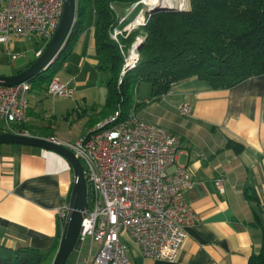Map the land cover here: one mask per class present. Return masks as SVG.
Instances as JSON below:
<instances>
[{"label":"crops","instance_id":"0c3cea01","mask_svg":"<svg viewBox=\"0 0 264 264\" xmlns=\"http://www.w3.org/2000/svg\"><path fill=\"white\" fill-rule=\"evenodd\" d=\"M115 11L126 19L131 9L115 7ZM95 20V14L88 12L82 27L72 32L60 64L70 76L65 84L76 86L80 95L74 99L76 104L58 105L46 95V84L32 87L29 122L23 126L31 136L73 142L110 114L105 109L109 65L95 49ZM101 72L108 75L106 92L102 101L99 95L95 99V92L90 99L88 91L97 89ZM183 105L190 107L189 116L181 114ZM129 110L179 137L176 163L193 181L184 198L198 217L186 228L187 237L171 262L144 258L123 233L131 263L247 264L259 253L264 233V74L223 90L191 77L159 99L141 82ZM70 115H76L83 126L81 134L68 141L60 122ZM218 179L222 191L216 187ZM73 181L70 164L53 151L0 145V243L32 248L53 260L64 225L57 210L69 202ZM98 248L89 240L78 241L66 264H86Z\"/></svg>","mask_w":264,"mask_h":264},{"label":"built area","instance_id":"2783aa9c","mask_svg":"<svg viewBox=\"0 0 264 264\" xmlns=\"http://www.w3.org/2000/svg\"><path fill=\"white\" fill-rule=\"evenodd\" d=\"M62 12L63 0H0V45L27 39L48 43ZM119 34L121 31H115L112 38L116 40ZM136 42L130 52L135 51ZM42 51L43 48L35 51V57ZM130 52L119 82L138 63L139 53L129 60ZM18 57L13 55L12 60ZM31 90L30 81L0 86V133L31 136L23 128L29 122ZM45 91L49 97L74 95V89L55 76L46 84ZM180 112L189 116L190 107L183 105ZM47 139L70 150L83 167L88 207L78 241L89 240L99 246L86 264H132L121 239L123 233L139 247L144 258L175 260L187 237L186 228L198 222L184 198L193 181L187 170L176 163L180 150L177 135L138 118L133 110L124 115L117 106L73 142ZM215 184L222 191V181L218 179ZM68 213V203L58 208L62 223Z\"/></svg>","mask_w":264,"mask_h":264},{"label":"trees","instance_id":"16d2710c","mask_svg":"<svg viewBox=\"0 0 264 264\" xmlns=\"http://www.w3.org/2000/svg\"><path fill=\"white\" fill-rule=\"evenodd\" d=\"M141 1L77 0L73 31L82 27L88 12L95 14V49L109 65L105 109L110 114L117 106L124 115L130 111L134 92L141 82L147 83L151 96L159 99L176 83L191 77L207 82L215 90H223L264 74V0H189L188 11L145 15L136 30L127 32L126 19L117 15L115 7L131 9L134 15L143 8ZM118 25L123 27L114 40L112 32ZM141 36L144 42L138 63L119 82L125 57ZM66 50L67 47L55 63L63 61ZM55 63L38 76L37 85L47 84L54 77L56 69L51 68ZM51 262V257L35 249L8 248L0 243V264ZM247 264H264V233L259 253L252 255Z\"/></svg>","mask_w":264,"mask_h":264},{"label":"water","instance_id":"95a60500","mask_svg":"<svg viewBox=\"0 0 264 264\" xmlns=\"http://www.w3.org/2000/svg\"><path fill=\"white\" fill-rule=\"evenodd\" d=\"M77 6V0H63V12L58 27L41 54L30 66L16 75H0V86L12 87L25 81H31L47 71L56 62L72 35L77 19ZM188 10L189 6L187 9H177L167 6L147 7L145 15L151 16L158 12L177 13ZM143 42L144 39L136 42V54L139 53ZM0 145H20L53 151L65 158L70 164L74 181L68 202L69 213L62 228L56 254L51 262V264H66L78 242L83 214L88 207V187L80 161L70 150L63 147L60 143H55L52 140L44 138L0 133Z\"/></svg>","mask_w":264,"mask_h":264},{"label":"rangeland","instance_id":"374dc122","mask_svg":"<svg viewBox=\"0 0 264 264\" xmlns=\"http://www.w3.org/2000/svg\"><path fill=\"white\" fill-rule=\"evenodd\" d=\"M142 7L143 8L141 9V11L144 16V19L142 21L135 20V18L138 15V12L134 15L131 14L130 12V14L126 17V20H125L126 26L124 28L128 32L136 30L138 26L144 22L145 11L147 7L144 6L143 4H142ZM122 25H118L117 27H115L112 33H114L115 31H121L123 27ZM138 38L143 39L144 37L141 36ZM46 44L47 43L41 40L27 39L21 42H16L14 44L12 43L7 46H0V75L13 76L25 70L30 63H33L36 60L35 51L39 50L40 48L44 49ZM130 50L128 51V54ZM13 55H19L20 57H18L16 60H12ZM101 61L103 60L101 59ZM60 64L55 63L52 66L51 71H54L56 69V72L54 74L55 78H57L61 83H65L67 79H70V76L68 75V72H66V69H62L60 67ZM107 77L108 75L105 72H101L99 74V82H97V86H98L97 89L88 91V96L90 97V99L94 98L92 93L95 92L96 94L95 99H98V95H99V101L100 100L102 101L103 95L106 92V88H107L106 87ZM39 78L40 77L36 78L35 81L32 83V86L34 88L38 86L37 83L39 81ZM74 86L75 84L73 83V87ZM75 87H74L75 93L72 98H59V97H49V98L53 99V101H55V103H57L58 105L65 104L66 102L73 103V105H75L76 103L74 102V99L80 96L76 93ZM76 110H80V109H76ZM70 116L72 117H69V120L67 119L66 121L62 119V122H60V125H62L63 128L65 127V129L67 130V132L63 136L65 137V139H68V141L74 140L77 136H79L82 132V126H83L81 122L77 121L78 117L76 115L74 117L73 115H70Z\"/></svg>","mask_w":264,"mask_h":264},{"label":"bare ground","instance_id":"6f19581e","mask_svg":"<svg viewBox=\"0 0 264 264\" xmlns=\"http://www.w3.org/2000/svg\"><path fill=\"white\" fill-rule=\"evenodd\" d=\"M141 3L146 7H156V6H167V7H174L177 9H186L188 8V0H142ZM144 10V9H143ZM142 11H138V15L135 19H141L143 18ZM135 51L130 52V58L129 60H132L135 58Z\"/></svg>","mask_w":264,"mask_h":264}]
</instances>
